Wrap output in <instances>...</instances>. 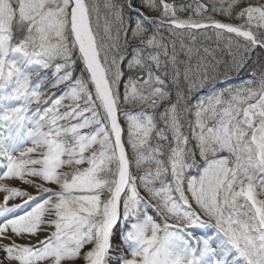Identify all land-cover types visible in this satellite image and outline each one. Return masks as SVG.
<instances>
[{
	"label": "snow or ice",
	"instance_id": "1",
	"mask_svg": "<svg viewBox=\"0 0 264 264\" xmlns=\"http://www.w3.org/2000/svg\"><path fill=\"white\" fill-rule=\"evenodd\" d=\"M138 3L0 0V264H264V2Z\"/></svg>",
	"mask_w": 264,
	"mask_h": 264
},
{
	"label": "trees",
	"instance_id": "2",
	"mask_svg": "<svg viewBox=\"0 0 264 264\" xmlns=\"http://www.w3.org/2000/svg\"><path fill=\"white\" fill-rule=\"evenodd\" d=\"M93 1L98 3V6H99V22L103 21L105 23L104 20H105V17L108 16V11L104 7V5L107 2V0H93ZM261 1L264 2V0H250V2L254 3V4L255 3H259ZM168 2L175 3V4H181V3L189 4V3H193V0H168ZM201 2L208 3V0H201ZM134 6L135 7H139L138 0H134ZM125 11H126V16L127 15H132L133 17H135V15H136L134 12H130L127 9ZM209 14L214 15L215 19H218V20H220L222 22L236 23V24H239L241 22L239 20L229 19L228 17H225L223 15L212 14V13H209ZM178 15H180L181 17H186L187 15H189V13H187V12L178 13ZM93 19L95 20V14L93 16ZM109 19H111V17H109ZM99 25H100V23H99ZM100 26H102V25H100ZM161 31L163 32V35L166 38L169 36V33H168V31L166 29H162ZM177 31H179V30H177ZM113 34H115V26L113 27ZM227 35L228 34H225V37L223 39H220V41L222 43H226L227 42ZM210 39L214 40V42H215V44L217 46L216 48L213 45V43L210 41ZM185 42L186 43H190L189 41H187L186 37H185ZM177 47H179V40H177ZM195 47L200 49V54L201 55H205L203 53V48H208L210 50V52H211V56H208L209 59H211L213 56L217 60H220V61H223V62L229 61V59H230L229 56H228V50L223 48L224 44L221 45V44L218 43V40H217L216 35H215V31L212 30V29H208L207 31H201L198 34L197 41L195 42ZM259 51H260V49H257V53H259ZM262 59H264V58H262ZM219 67H220V70H221L222 73H224L226 71V65L224 63H221ZM81 68H83L82 62L79 63V66L76 69V72H75L76 75L80 74V69ZM234 75L237 76V78L239 80H242V79H244L246 77L247 74L244 73V72H241L240 74L237 75L234 72H227L226 75H221L219 81H217L215 84H218L219 82H222L223 80H225L227 78H231V76H234ZM52 90L56 91V93L59 94L57 89H48V94L51 93ZM206 93H207V89H205L201 93H198V95H204ZM65 103H68V101H65ZM124 110H130V111H136V110L131 109V106H129V105H122L120 120H121L122 125H124L126 127L124 116L122 114ZM125 139H126V137H125ZM153 143H155V141H153ZM161 143H163V142H161ZM165 146H167V145L165 144ZM132 171H133L134 174L139 175V173L136 172L134 167H133ZM142 194H143V192H142ZM120 226H122V225H120Z\"/></svg>",
	"mask_w": 264,
	"mask_h": 264
},
{
	"label": "rangeland",
	"instance_id": "3",
	"mask_svg": "<svg viewBox=\"0 0 264 264\" xmlns=\"http://www.w3.org/2000/svg\"><path fill=\"white\" fill-rule=\"evenodd\" d=\"M92 2H94L93 0H92ZM261 2H263V1H261ZM96 3V2H95ZM96 4H98V3H96ZM94 20V19H93ZM95 21V20H94ZM93 21V26H94V28H95V22ZM105 21V20H104ZM100 23V25H102V26H100L99 25V28L98 29H95L96 31H98L101 35H103V28H104V22L103 21H101V22H99ZM210 41L213 43V45L215 46V48L217 47L216 46V44H215V42H214V40H212V39H210ZM218 43L219 44H221V45H223L224 44V49H227V47H226V44H227V42L226 43H222L220 40H218ZM238 75V74H237ZM230 77V76H229ZM240 81L241 80H239L238 78H237V76H231V78H227V79H225V80H223L222 82H219L218 84H214V87H216V88H220V87H226V86H228V85H232V86H236V85H238L239 83H240ZM210 87H213V86H210ZM207 91H208V89H207ZM53 92H56V91H54V90H52L51 91V93H49L48 95H51ZM33 107H35V105H33ZM0 184H6V185H8V186H10V187H20V188H22V189H25V190H27L30 194H32V195H37V193H36V191H35V189H33V188H30V187H28V186H26V185H23L22 183H20L18 180H15V179H13V180H8V179H0ZM4 195H6V193H3V192H0V203H3V196ZM22 202V200L20 199V198H17L16 200H10L9 201V206H11L12 204H19V203H21ZM41 239L43 238V235H41V237H40ZM1 242V241H0ZM17 242H19V243H28V240L27 239H17ZM32 243H35L36 242V240L35 239H33L32 241H31ZM3 243H8V241L7 240H4L3 241Z\"/></svg>",
	"mask_w": 264,
	"mask_h": 264
},
{
	"label": "bare ground",
	"instance_id": "4",
	"mask_svg": "<svg viewBox=\"0 0 264 264\" xmlns=\"http://www.w3.org/2000/svg\"><path fill=\"white\" fill-rule=\"evenodd\" d=\"M1 242H3V241H1Z\"/></svg>",
	"mask_w": 264,
	"mask_h": 264
}]
</instances>
